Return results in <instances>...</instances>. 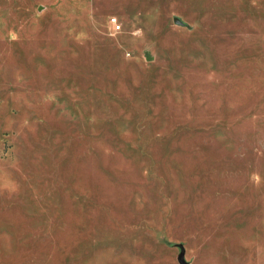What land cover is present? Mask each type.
Segmentation results:
<instances>
[{
	"label": "rangeland",
	"instance_id": "374dc122",
	"mask_svg": "<svg viewBox=\"0 0 264 264\" xmlns=\"http://www.w3.org/2000/svg\"><path fill=\"white\" fill-rule=\"evenodd\" d=\"M180 255L264 264V0H0V264Z\"/></svg>",
	"mask_w": 264,
	"mask_h": 264
},
{
	"label": "water",
	"instance_id": "95a60500",
	"mask_svg": "<svg viewBox=\"0 0 264 264\" xmlns=\"http://www.w3.org/2000/svg\"><path fill=\"white\" fill-rule=\"evenodd\" d=\"M175 23H177V24H181V22H180L178 19H175ZM178 262H179V264H186V263L182 260V255H180V256L178 257Z\"/></svg>",
	"mask_w": 264,
	"mask_h": 264
},
{
	"label": "built area",
	"instance_id": "2783aa9c",
	"mask_svg": "<svg viewBox=\"0 0 264 264\" xmlns=\"http://www.w3.org/2000/svg\"><path fill=\"white\" fill-rule=\"evenodd\" d=\"M111 25H113V26L116 28V30H118V29H119V26L117 25V23H116V20H115V19H111Z\"/></svg>",
	"mask_w": 264,
	"mask_h": 264
}]
</instances>
